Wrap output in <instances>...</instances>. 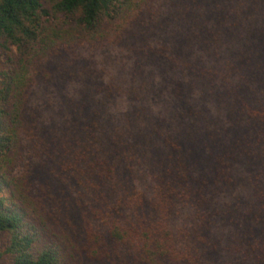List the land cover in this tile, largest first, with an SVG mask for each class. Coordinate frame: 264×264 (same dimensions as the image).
<instances>
[{
	"label": "trees",
	"instance_id": "trees-1",
	"mask_svg": "<svg viewBox=\"0 0 264 264\" xmlns=\"http://www.w3.org/2000/svg\"><path fill=\"white\" fill-rule=\"evenodd\" d=\"M6 264H264V0H0Z\"/></svg>",
	"mask_w": 264,
	"mask_h": 264
},
{
	"label": "rangeland",
	"instance_id": "rangeland-1",
	"mask_svg": "<svg viewBox=\"0 0 264 264\" xmlns=\"http://www.w3.org/2000/svg\"><path fill=\"white\" fill-rule=\"evenodd\" d=\"M0 264H6V263L4 262V259H1V258H0Z\"/></svg>",
	"mask_w": 264,
	"mask_h": 264
}]
</instances>
